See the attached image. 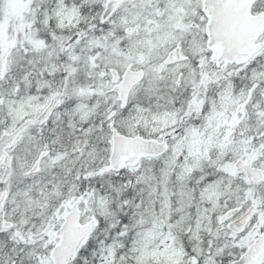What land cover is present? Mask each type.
<instances>
[{
	"label": "snow or ice",
	"instance_id": "obj_1",
	"mask_svg": "<svg viewBox=\"0 0 264 264\" xmlns=\"http://www.w3.org/2000/svg\"><path fill=\"white\" fill-rule=\"evenodd\" d=\"M0 264H264V0H0Z\"/></svg>",
	"mask_w": 264,
	"mask_h": 264
}]
</instances>
